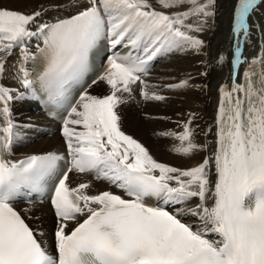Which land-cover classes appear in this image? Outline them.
Returning a JSON list of instances; mask_svg holds the SVG:
<instances>
[{
  "label": "snow or ice",
  "instance_id": "obj_1",
  "mask_svg": "<svg viewBox=\"0 0 264 264\" xmlns=\"http://www.w3.org/2000/svg\"><path fill=\"white\" fill-rule=\"evenodd\" d=\"M156 3L161 9L190 7L167 14L149 0H86V6L69 4L79 8L76 14L52 23L43 22L39 11L24 14L0 8V53L10 55L19 48L16 75L24 89L39 84L50 94L63 96L65 85L78 82L88 71L89 52L103 38H109L113 47L124 44L138 50L136 55L113 54L108 59L98 78L110 87L109 95L85 91L75 104L69 102L63 136L70 167L56 176L51 188L58 221L54 252L14 204L30 193L43 192L62 157L32 155L19 162L5 158L18 138L10 102L17 99L14 93L21 99L23 95L0 84V264H264V45L250 61L241 45L236 46L230 83L219 88L212 152L186 170L159 163L121 130L117 109L124 100L119 94H131L139 84L145 101H164L166 97L150 92L142 78L148 75L149 63L171 51L199 54L206 45L193 33L205 31L209 19L217 15L218 2ZM262 4L264 0L235 2L231 30L235 37L243 36L245 44L251 41L254 26L250 17ZM33 38L35 52L28 46ZM244 64L249 67L240 82ZM4 71L0 62V78ZM189 87L187 79L168 85L170 90ZM194 119L193 114L182 133L164 134L180 142L178 155L205 151L193 139ZM72 171L94 173L128 198L110 191L88 195L89 184L70 188ZM149 198L185 207L170 212L152 206ZM68 222L75 226L69 228Z\"/></svg>",
  "mask_w": 264,
  "mask_h": 264
},
{
  "label": "bare ground",
  "instance_id": "obj_2",
  "mask_svg": "<svg viewBox=\"0 0 264 264\" xmlns=\"http://www.w3.org/2000/svg\"><path fill=\"white\" fill-rule=\"evenodd\" d=\"M7 2L11 4L8 6L11 8L7 9L17 11L19 10L18 7H20L19 12L24 14H33L36 12V9L40 8L45 9L42 12V18H45L49 21L70 17L71 15L76 14L77 10H79L78 7H69L68 0H53L49 3H47V0H42L41 2L38 0H35L34 2L33 0H20V2L15 0H7ZM149 2L154 8L158 7L161 9L156 3V0H149ZM217 2V15L215 18H213L215 21L210 19L214 21V23L209 22L203 33H193V35H196L200 39L204 40L206 47L199 54L193 51H175V53L178 54L177 56H181V58H179L183 59L182 61H184L186 64H184L182 67H178L177 71L173 70L174 72L172 71L169 74L159 76V74L154 73L152 75L153 78L151 79V82L153 84V90L151 91L159 95H163L166 98H172V101L165 102L167 99L164 101H152L149 106H145L147 105V101H141L139 96L136 99L135 94V99L133 101L122 105L121 109L117 110L121 117V130L125 132V134L132 136L144 147H146L150 155L157 162L164 163L172 167H177L182 170H185L191 159L197 157L200 153L196 152L191 156L178 155L175 152V149L180 146V142L171 136L164 134L174 132L175 134H177L176 132L179 133V131L183 130L184 124L194 114L195 119L191 125L194 130V141H196L200 135L206 131L214 149L217 128V125H215V117L220 100L219 88L230 83L232 73L230 63L232 60L231 56L233 53L234 44H232L233 47H231V49L228 51V54L226 50H228L230 47L226 48L225 46L229 41L228 36L230 35L231 31L230 27H232V12L236 0H217ZM64 3L66 6L64 9H62V5ZM79 5L86 6V4L82 2H80ZM55 6H57L59 9H56ZM258 7H260L261 11L264 10L262 5ZM255 17L257 19V16ZM194 21L195 18L189 20L188 23H193ZM261 28H264V22L261 23ZM255 43V49L248 52V61L254 57H258L261 53L262 46L258 44V38L255 39ZM16 52L17 56L12 57L11 59H7L6 56L3 57V61L6 63V66L3 77L0 78V84L5 87L13 88L14 85L20 84L16 75L17 65L20 59V52L18 53V50ZM1 54L2 53H0V55ZM221 57L224 58V62L227 58H229V60L226 61V66L223 68L222 65L224 62H220ZM161 66L167 67L168 65H160L159 67ZM242 68H240V70ZM176 72L180 73L176 74ZM203 73H207V75H203ZM171 78H176L179 81L178 83L187 79L189 81L190 87L180 90H170L168 88L169 92H164L162 89L168 87V79ZM99 88L102 89L103 93H98L95 91V89ZM160 90L161 92L159 93ZM87 93L97 97H104L111 93V89L108 86L106 87L104 85L97 84V86L91 88ZM175 99H178V101ZM207 100L208 102L205 103ZM10 103L11 106L15 105V101ZM25 110L27 109H24V111ZM142 112L145 113L144 116L141 115ZM182 112H184V119H178L176 116L180 115L179 113ZM32 114H36L35 111ZM24 117L25 118L21 120L22 122L26 121L25 119L28 118L27 115ZM41 117L43 116H40L39 121L36 124L39 126H47L49 123L44 122V119L46 118ZM27 124L28 123H26V125ZM159 137H166V141H171L172 143H165ZM59 144H61V139L59 136H55L53 138L44 139L34 146L27 148L32 149L33 152L42 153L46 152L45 150L49 151L56 148ZM161 157H165L167 160L163 161ZM102 190H104L103 187H101L98 192H101ZM24 214L31 222L35 231H37L38 234L43 233L42 237L45 238L48 248L51 249L50 245L54 241L53 232L55 224L48 206L45 205L39 209L34 208L25 210Z\"/></svg>",
  "mask_w": 264,
  "mask_h": 264
},
{
  "label": "rangeland",
  "instance_id": "obj_3",
  "mask_svg": "<svg viewBox=\"0 0 264 264\" xmlns=\"http://www.w3.org/2000/svg\"><path fill=\"white\" fill-rule=\"evenodd\" d=\"M15 1H17V2H20V0H15ZM27 1V0H26ZM35 0H33V2H34ZM38 1H42V0H38ZM48 2L47 3H49V2H51V1H53V0H47ZM9 4V5H8ZM23 4V3H22ZM5 5H7V6H5ZM11 4L9 3V2H7V0H0V8H2V7H6V8H11V7H8V6H10ZM190 6H184V7H182L183 9H159L158 7L156 8L155 7V9L156 10H160V11H165L166 13H175V12H177V11H187L188 10V8H189ZM154 8V7H153ZM18 9L20 10V7H18ZM19 10H17V11H19ZM43 10H45V9H43ZM42 13V12H41ZM264 10H262L261 11V18H264ZM256 16V15H255ZM210 19H212V20H214L213 18H210ZM209 19V20H210ZM212 20H210L209 22L211 23H214V21H212ZM251 41H253L252 43H254L255 44V46H256V43H255V39L254 38H251ZM260 48V47H259ZM259 50V49H258ZM17 51V50H16ZM180 58H181V56H179ZM179 57H176V58H174V60L172 59L171 61L169 60V62L168 63H164V64H162V65H168L167 67L165 66V67H159L154 73H157V74H159V76L160 75H165V74H169L170 72H172L173 70L174 71H177V68L178 67H182V66H184V64H186L184 61H182L183 59H180ZM12 58V57H11ZM11 58H8L7 57V59H11ZM180 61V62H179ZM179 62V63H178ZM171 67V68H170ZM165 68H166V70H165ZM168 68V69H167ZM171 70H170V69ZM172 68H174V69H172ZM173 71V72H174ZM180 73V72H179ZM178 72H176V74H179ZM182 74V73H181ZM177 82H176V81ZM207 80H208V77H207ZM178 80L176 79V78H171V79H168V85H174V84H178ZM219 82H220V80H219ZM153 88V87H152ZM167 89H168V87H165V88H163L162 90L164 91V92H167ZM153 90V89H152ZM95 91H97L98 93H103V91H102V89L101 88H99V89H95ZM150 91V90H149ZM161 92V90L159 91V93ZM99 95H101V94H99ZM167 100H165V102H171L172 101V98H166ZM170 101H169V100ZM208 99V98H207ZM175 100H177L178 101V99H175ZM15 101V100H14ZM152 101H147L146 102V104L147 105H145V106H149L150 105V103H151ZM206 102H208V100L207 101H205V103ZM203 107H204V105H203ZM145 110H146V107H145ZM144 110V111H145ZM147 111H148V109H147ZM180 115H177L176 117L178 118V119H184V112H182V113H179ZM141 115L142 116H144L145 115V113H141ZM19 122H21V123H23L24 125H23V127H27V125H26V123L27 122H25V121H21V120H18ZM180 132L182 133L183 132V130H181V131H179V133L178 132H176L177 134H180ZM175 133V132H174ZM159 138H161L162 139V141L163 142H169V143H172L171 141H166V137L165 138H162V137H159ZM195 143L196 144H198V145H200V146H202L204 149H205V151H203V152H199L200 154L197 156V157H195V158H192L191 159V161L189 162V164H188V166L186 167V169H190V168H192V167H195V166H197L198 164H200V163H202L203 162V160L212 152V150H213V147H212V145H211V142H210V139H209V137H208V134H207V132L206 131H204L201 135H200V137L195 141ZM25 151H27V152H33L32 151V149H29V148H26L25 149ZM162 158V160L163 161H166L167 160V158H165V157H161ZM165 159V160H164ZM185 169V170H186Z\"/></svg>",
  "mask_w": 264,
  "mask_h": 264
}]
</instances>
